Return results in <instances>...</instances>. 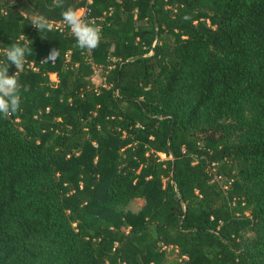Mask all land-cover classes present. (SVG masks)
Listing matches in <instances>:
<instances>
[{"label": "trees", "instance_id": "obj_1", "mask_svg": "<svg viewBox=\"0 0 264 264\" xmlns=\"http://www.w3.org/2000/svg\"><path fill=\"white\" fill-rule=\"evenodd\" d=\"M24 34L0 264H264V0H0V59Z\"/></svg>", "mask_w": 264, "mask_h": 264}, {"label": "clouds", "instance_id": "obj_2", "mask_svg": "<svg viewBox=\"0 0 264 264\" xmlns=\"http://www.w3.org/2000/svg\"><path fill=\"white\" fill-rule=\"evenodd\" d=\"M63 25L75 38L77 46L84 49L95 48L100 38V28L94 22L84 18L83 9L67 4L61 8ZM39 32L46 36L53 28L52 22L41 14H34L28 18ZM42 36V37H44ZM31 42L25 34L11 40L3 49V58L0 59V117H6L14 113L19 107L18 72L24 62ZM32 43V42H31ZM56 48L48 53V58H53ZM15 65L16 71L9 74V66Z\"/></svg>", "mask_w": 264, "mask_h": 264}, {"label": "rangeland", "instance_id": "obj_3", "mask_svg": "<svg viewBox=\"0 0 264 264\" xmlns=\"http://www.w3.org/2000/svg\"><path fill=\"white\" fill-rule=\"evenodd\" d=\"M54 78V77H53ZM93 79L95 80V82L100 83L101 82V73L99 72V70H96V73L93 76ZM164 156V155H162ZM144 203V200L142 198H137L135 200H133L130 205L129 208L132 210H136L138 209L142 204ZM253 233L251 231L247 232L246 235H252ZM181 258L178 256L177 250L173 249V248H168V261L167 264H170L171 262H175V261H180Z\"/></svg>", "mask_w": 264, "mask_h": 264}, {"label": "built area", "instance_id": "obj_4", "mask_svg": "<svg viewBox=\"0 0 264 264\" xmlns=\"http://www.w3.org/2000/svg\"><path fill=\"white\" fill-rule=\"evenodd\" d=\"M83 9V14H84V18L86 17L87 15V12H88V8L87 7H81ZM60 23H57L56 26H59ZM52 77H54V74H52Z\"/></svg>", "mask_w": 264, "mask_h": 264}]
</instances>
